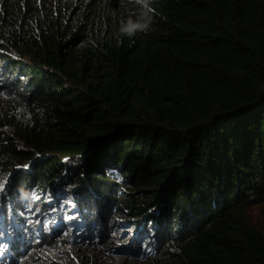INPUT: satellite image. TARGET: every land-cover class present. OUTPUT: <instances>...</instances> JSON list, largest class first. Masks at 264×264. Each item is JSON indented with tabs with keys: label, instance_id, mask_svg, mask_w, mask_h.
<instances>
[{
	"label": "trees",
	"instance_id": "16d2710c",
	"mask_svg": "<svg viewBox=\"0 0 264 264\" xmlns=\"http://www.w3.org/2000/svg\"><path fill=\"white\" fill-rule=\"evenodd\" d=\"M150 7L127 37L135 0H0L5 264L54 247L61 203L151 264H264V0Z\"/></svg>",
	"mask_w": 264,
	"mask_h": 264
},
{
	"label": "rangeland",
	"instance_id": "374dc122",
	"mask_svg": "<svg viewBox=\"0 0 264 264\" xmlns=\"http://www.w3.org/2000/svg\"><path fill=\"white\" fill-rule=\"evenodd\" d=\"M6 104V103H5ZM0 101V107L6 108L7 106ZM139 118L130 127L131 130L138 132L144 126H152V120L149 119L150 114H141ZM149 116V117H148ZM71 203H61L58 212L60 217L54 225L56 233L52 240H54V247L46 246L42 249H32L33 253H28L25 259L20 260L19 264H151L149 260H142L137 255L129 252H123L120 249L123 247L130 250L131 244L134 241V230L126 226L125 229L116 227L109 231L106 243H101L99 240L84 236L81 233V225H75L76 215L70 207ZM264 207H255L251 209L253 221L258 224L259 228H264ZM34 222L33 219H31ZM37 222V221H36ZM48 222L42 223L43 231L40 232L39 237L36 239L31 237L28 242L30 244L45 243L50 239L45 235L49 232L47 225ZM75 234L80 235L82 238H77ZM58 236V237H57ZM60 236V237H59ZM67 239L63 241V238ZM43 240V241H42ZM62 240V241H61ZM40 243H36L39 242ZM124 242V243H123ZM110 243V244H108ZM31 247V246H29ZM2 252L0 251V264H5L1 258ZM34 258V259H30ZM125 262V263H124Z\"/></svg>",
	"mask_w": 264,
	"mask_h": 264
},
{
	"label": "clouds",
	"instance_id": "9594fccd",
	"mask_svg": "<svg viewBox=\"0 0 264 264\" xmlns=\"http://www.w3.org/2000/svg\"><path fill=\"white\" fill-rule=\"evenodd\" d=\"M153 0H135V3L142 7V11L137 19L133 20L129 17L126 21H122L119 27V33L122 36L133 37L137 32H146L151 22L149 12L154 11L150 7ZM27 198V194H25Z\"/></svg>",
	"mask_w": 264,
	"mask_h": 264
},
{
	"label": "bare ground",
	"instance_id": "6f19581e",
	"mask_svg": "<svg viewBox=\"0 0 264 264\" xmlns=\"http://www.w3.org/2000/svg\"><path fill=\"white\" fill-rule=\"evenodd\" d=\"M122 17V16H121Z\"/></svg>",
	"mask_w": 264,
	"mask_h": 264
}]
</instances>
